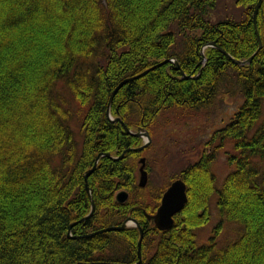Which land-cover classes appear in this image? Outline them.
<instances>
[{
	"label": "trees",
	"instance_id": "1",
	"mask_svg": "<svg viewBox=\"0 0 264 264\" xmlns=\"http://www.w3.org/2000/svg\"><path fill=\"white\" fill-rule=\"evenodd\" d=\"M257 1L236 0L240 21L210 22L214 0H0V264L135 262L134 225L82 236L128 217L143 231L139 264H264V0L259 49ZM221 48L239 59L258 51L236 64ZM172 57L178 69L167 61L125 82L109 112L134 131L146 128L153 144L199 112L208 115L221 96L239 97L205 143L213 150L180 171L184 207L167 230L147 218L164 191L146 199V185L137 183V159L149 143L122 158H99L87 177L94 208L82 219L91 210L84 173L98 153L119 156L142 144L108 117L112 90ZM226 143L232 170L217 187L214 151ZM120 189L128 192L124 202L115 199ZM214 193L219 223L200 244L196 231L210 220ZM224 225L229 241L217 248Z\"/></svg>",
	"mask_w": 264,
	"mask_h": 264
},
{
	"label": "rangeland",
	"instance_id": "2",
	"mask_svg": "<svg viewBox=\"0 0 264 264\" xmlns=\"http://www.w3.org/2000/svg\"><path fill=\"white\" fill-rule=\"evenodd\" d=\"M215 4L210 6L207 12V19L210 22L231 19L240 21L244 19V9L236 3V0H214ZM204 48L201 47V52ZM239 97H230L228 95L221 96L217 105L207 113L199 112L197 117L187 119L186 124L182 123L176 127L167 129V133L159 138V134L150 140V148L143 151L141 156L146 158V165L149 167L147 171V184L145 189V197L149 199V193L152 195L158 189H166L170 182L179 176L180 171L187 163L197 160L201 152L212 151L215 145L207 146L205 143L209 139L213 130L225 125L233 111L236 109ZM241 101V100H240ZM76 140L81 146L82 135L79 123L72 120L70 123ZM165 126H161L163 130ZM142 137V143L144 141ZM215 144V143H214ZM232 148L230 143H226L223 147L215 149V158L212 162V171L216 176V186L219 187L225 176L232 170L226 160V151ZM139 157V158H140ZM139 158L137 165L139 167ZM137 167L136 178L139 180V170ZM216 193L212 195L210 204V220L200 229L196 231V240L198 243H207L209 238L215 234V227L219 223L218 214L213 205ZM228 223V222H227ZM227 233V225H224L216 236L217 248L224 246ZM231 231H229V235Z\"/></svg>",
	"mask_w": 264,
	"mask_h": 264
},
{
	"label": "water",
	"instance_id": "3",
	"mask_svg": "<svg viewBox=\"0 0 264 264\" xmlns=\"http://www.w3.org/2000/svg\"><path fill=\"white\" fill-rule=\"evenodd\" d=\"M262 0H258L255 8H254V12H253V25H254V29H255V33L257 35L258 38V42H259V47L261 46V39L258 33V29L256 27V14L257 11L261 5ZM206 46H216L215 42H211V43H207L205 45H203L202 47L205 48ZM258 49L249 57L245 58V59H239V58H234L232 57L228 52H226L224 49L221 48V50L230 57V59L236 63V64H245L247 62H249L252 57L254 56V54L258 51ZM167 61H170L172 63H174V68L178 69L179 68V64L176 61L175 58H166L163 59L160 62L155 63L154 65L144 69L143 71L136 73L134 75H130L128 77L123 78L122 80L119 81V83L114 87V89L112 90L110 97H109V101H108V111H107V115L111 120L114 121H119L121 123V125L123 126V128L131 135H136L139 137H143L146 138L144 139L143 143L139 146L136 147H127L126 149H124L122 151V153L119 156H114L112 155L110 152H105V153H98V155L95 157L93 165L87 169L84 173V178H85V188L87 190V192L89 193L90 199H91V210L90 212L82 217V219H85L87 217H89L93 211L94 208V204H93V200H92V196H91V189L88 186V182H87V177L88 175L96 168L98 160L101 156H108L112 159H118V158H122L124 156V154L128 151H141L143 150L146 146L149 145L151 137L147 131L146 128L140 126L137 128V130H132L130 127H128L124 121H122L120 116H116V117H112L110 112H109V107H110V103H111V99L114 95V93L127 81L132 80L134 78H137L143 74H145L146 72H148L150 69L163 64ZM183 77H190L191 75L185 74L184 72H182ZM145 162H146V158L144 156L139 158V180H138V185L141 187H144L147 184V170L145 168ZM128 198V192L124 189H120L116 192L115 194V199L118 202H124L126 199ZM187 201V192H186V184L184 182V180H182L181 178H175L173 179L170 184L166 187V189L163 191L161 198H160V202L157 205L155 211L151 214H147V218L149 220H152V222L154 223V225L160 229V230H167L169 229L174 221V215L178 212H180L182 210V208L184 207L185 203ZM80 219V220H82ZM76 223V221L72 222L70 224V227L68 229L67 235L68 236H72L71 233V226ZM129 225H134L136 227H138L139 229V239L137 241V260L135 262L132 263H124V262H116V261H104V260H95V261H78L74 264H139L142 260V255H141V240H142V235H143V231L142 228L140 227V225L138 224V222L132 218V217H128L126 218L121 224L119 225H109L106 227H102L99 229H96L92 232L89 233H84L82 236H90L93 235L95 233L98 232H103V231H108V230H117V229H121L124 228L126 226Z\"/></svg>",
	"mask_w": 264,
	"mask_h": 264
}]
</instances>
